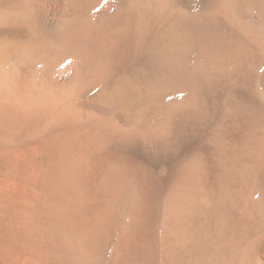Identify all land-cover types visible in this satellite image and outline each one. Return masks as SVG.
<instances>
[{
    "label": "bare ground",
    "instance_id": "bare-ground-1",
    "mask_svg": "<svg viewBox=\"0 0 264 264\" xmlns=\"http://www.w3.org/2000/svg\"><path fill=\"white\" fill-rule=\"evenodd\" d=\"M106 1L30 0L34 5L32 8L35 7L38 11V14L32 15V17L28 16L29 12L23 8L22 2L19 0H13L12 4L14 5L11 7L0 8V23L3 21V15L9 11L14 15L10 14L11 16L20 21V24L25 22L28 25V27L25 26L27 30L28 28L30 29L29 37L25 38L27 42L24 44H21L24 41H19V43L4 39L6 42L0 43V264H32L31 262L38 260L44 264H59L58 238L62 235H59L61 233L59 232V220L62 213L66 214L69 211L70 222L76 232L80 234L79 236L96 238L101 233L100 230L114 200L120 194L119 180L122 179L120 177H122V170L125 165L126 167L129 166V172L126 175L128 179L130 180L134 177L136 188L140 186L141 190L143 188L144 191H148L147 198L150 200L151 197H156L154 201L156 202L158 195L161 196L158 192L153 191L159 186L157 178L164 180L169 175L173 165H175L173 161L178 157L186 158L187 154L192 153L190 152L192 148L194 150L197 149L198 154L197 205L200 218L198 244L200 245L201 258L200 256L199 258L201 259V264H221L215 259L216 254L228 249H232L234 252L235 245L238 239L241 238L246 239L241 249L242 254H239L241 257L231 259L228 264H264V121L249 118H244L241 121L235 119L219 121L220 98L228 91L222 81L208 76L209 71L205 73L207 75L201 76L203 79L200 83V88H198L200 89V118L199 123H197L199 124L198 128L194 129L195 131L190 128V126L194 127L191 122L189 126L186 122H179L183 120L175 121L174 124L169 123L170 125H167L168 127L166 128V133L170 132V136H168L170 137V142H167L169 145L166 143L162 146L163 144H161L162 141L160 140H146L147 138L143 140L140 136H137L135 138L136 142L133 141L130 144L134 146H127L128 148L125 151H120L122 148L120 147L116 156H106L102 159L105 165L103 163L99 165L101 168L98 175L100 176L99 181L103 179L102 189L106 200L100 205L93 206L90 199L92 197L89 195L80 194L77 197L75 193L72 195V188L70 192L67 191L69 188L68 182L71 174L78 173L86 165L92 168L98 164V160L93 158L95 156L90 155L89 150L93 148L96 142H99L97 145L100 144V140L103 139V135H106L107 132L102 134L96 128L90 127L89 124L88 126H82V122L74 123V121L73 125L70 124L72 123L71 121L69 123L72 127L68 124L67 128L59 129L57 124L60 121L58 111L60 109L57 108V104L56 106L52 104L54 103L52 100L59 99V95H55V98L54 95H51L56 94L54 91H56L57 86H55L56 89L53 86H49L52 79L50 78L51 80L47 81L48 77L43 78L45 75L42 74V71L46 72L45 69L49 71L54 66L62 67L70 58H81L89 70H87L88 81L86 79H84V81L86 80L85 82L83 81L86 84L85 86L82 82L85 76H82L81 80V86L85 88L87 82H90L91 79L94 85V81L98 78V82L101 81L103 77L101 75H106L108 79L109 75H112L113 78L116 72H120V74L125 72L131 78L136 76L139 78L141 75H138V70L145 72L150 78L157 77L163 69L161 67L163 62L161 50L164 44L168 43L162 36L165 33V26L173 24L175 27H184L181 22H175L174 18L168 14L172 8L177 7L186 9L188 12L200 14L199 16L203 17L201 26L207 27L211 35L217 40L230 35L232 31L230 25L243 29L247 42L246 45H244L245 42L242 43L245 48H239L240 42L238 43L235 55L239 52L241 53V50L247 52L250 50L252 54L253 51H257V53L259 52L258 55L253 54L255 59L251 58V61L252 63H257L258 61L260 67L264 68V0H117V4L118 1H123L125 3L122 4L127 5L126 7L122 5L123 8L121 9L123 10L125 7L126 13L123 12L121 14L120 10L118 17L113 14L117 17L114 19V26L116 28L119 27L115 33L113 29H111L112 31H104L103 28H108L103 27L105 23L101 24L103 27L102 31H89L90 22L92 24V19L100 16L104 10L103 8H105L103 5L106 4ZM154 1L163 4L161 12H155L154 9L156 8H152L151 3H154ZM113 2L112 4H114ZM3 3L5 5L7 2L4 1ZM112 4L110 3V5ZM117 7L120 8L121 6L117 5ZM107 12L105 11V13ZM105 13H103L104 17L106 16ZM108 14L111 15L112 13L108 12ZM108 14L105 17L107 20ZM111 18L109 17V19ZM98 19L95 20L97 21ZM104 20L101 22H106ZM114 22H112V26ZM96 23L95 25L99 26L98 22ZM0 27H3V24ZM4 27L7 26L5 25ZM91 33L95 34L94 37L92 36L93 38H90ZM205 49L207 50L206 47ZM196 54L199 55L195 53L194 56ZM195 57L199 58V56ZM205 60H207V57L203 63L206 62ZM215 60L219 61V59ZM202 61L199 62L202 63ZM211 61H208V63ZM212 64L214 65V63ZM210 67L212 69V66L208 64V68ZM205 71H207L206 68ZM47 72L45 73L46 75L50 73ZM120 74L118 75L120 76ZM79 78L81 79V75ZM79 78L77 79L80 82ZM94 78L95 80L93 81ZM98 82L96 84H99ZM104 82L103 84H106ZM113 83L109 84L110 91L113 88ZM88 84L92 85L91 83ZM59 90L60 88L56 92L59 93ZM254 92L256 93V90ZM45 98L49 101L51 100V102L45 103ZM255 115H264V109L257 108ZM141 134L143 135V133ZM149 138H151L150 135ZM195 143L197 148L194 145ZM153 174H157V176H153ZM80 175L82 176V174ZM79 178L78 176L77 180H80V184H85L86 182L89 186L94 183V179L90 183V179L83 180ZM166 180L170 181V178ZM105 184L106 186L104 187ZM163 187L158 189L163 192ZM152 193H154L153 196H151ZM59 194L63 196L62 200H59ZM154 198H151V201ZM151 201L149 202L152 203ZM77 204H84V208L78 211ZM173 213H181L183 215L179 206L174 208ZM173 213L172 219L174 218ZM195 226L194 228H196ZM143 234L145 233L143 232ZM148 236H146L147 239ZM142 250H140L142 255L140 253L137 257L135 256L136 252H134L135 254L133 253L134 255L131 253L133 255L132 259L136 257V260H132L131 257L129 258L131 255H128L129 261L132 260V262H137V264L144 262L147 264L149 260L153 262L151 251L149 254L147 250L146 252ZM143 253H147V255ZM162 255L160 254L159 256L162 257ZM227 256L230 257V255ZM74 258H77V256ZM125 261H123V264H126ZM129 261L128 264L131 263ZM66 263L63 261L62 264ZM157 263L159 264V261Z\"/></svg>",
    "mask_w": 264,
    "mask_h": 264
},
{
    "label": "rangeland",
    "instance_id": "rangeland-1",
    "mask_svg": "<svg viewBox=\"0 0 264 264\" xmlns=\"http://www.w3.org/2000/svg\"><path fill=\"white\" fill-rule=\"evenodd\" d=\"M4 1L7 2L5 5L3 3ZM19 1L22 2L23 8H25L29 12L28 16L32 17V15L35 16L36 14H38V11L36 10V8L35 7L32 8L34 5L30 2V0H19ZM113 1L116 2L117 0H113ZM113 1L112 0H111V2H110V0L106 1V4L103 5L105 7V8H103L104 12L102 11V13L100 14L101 17L99 16L100 18L97 16L99 19L94 17L95 19H98L97 21L94 18L92 19L93 21L91 20L93 22L92 23L93 25L90 22V25L88 26V28H90V30L87 28L89 31L94 30L96 32H100L103 29H104V31H109V30L112 31L111 29H113V31L115 33V31L119 27L116 28L114 26L115 25L114 19H116L119 16L118 14H120V10L123 8L122 5H124L126 7L127 4H122V3H125L123 1L122 2L118 1V4H117V2L115 4V2H113ZM112 2L114 4H112ZM12 3H13V0H0V8L5 7V6L11 7L12 5H14ZM110 3L113 6L110 5ZM119 3H121V4H119ZM158 4H160V5H158ZM117 5L121 6V7L119 8V7H117ZM151 6H152V8H156V9H154L155 12H158V11L161 12V10H163V4H161L160 2L157 3L154 1V3L153 2L151 3ZM125 7L123 9L124 11L121 10V14H123V12L126 13ZM30 10H31V12H30ZM105 11H108L110 14L111 13L112 14L109 15L108 12L105 13ZM103 13H105L106 16H107V14L109 15L108 20H107V18H105L106 16L105 17L103 16L104 15ZM10 14L13 15L9 11H8V13L6 12V14H4L3 18H2L3 21L1 20L2 22L0 23V26H2V24H3V27H0V43L6 42L7 40H9V41L12 40V42L13 41H16V42L24 41V42H21V44L26 43L27 42L26 39H27V37H29V32H30L29 28L27 30L28 25L25 22H24L25 24L22 23L23 22L22 21L21 22L23 24V26H22V24H20V21L16 20L13 17L14 15L11 16ZM113 14L117 17H115ZM168 14L172 18H174L175 22L176 21L181 22L184 25V27H180V26L175 27L173 24H171L172 26L171 25L165 26V28H164L165 33L162 36L164 39H166V42H168V43L167 44L165 43L162 50H161V54H162L161 56H162L163 62L164 61L165 62L161 63V67H163V69H162V72L157 77H151L150 78L145 72L138 71V70H137V73H139L138 75H141L139 78H138V76H136L135 78H131L128 74L126 75L125 72H122L121 74H120V72H116V74L114 75L115 77L113 76V78H112V75H109L108 79H107L106 75H101L105 78L103 79V77H102L100 82H98L99 78L97 80H95V78H94L93 81L95 80L94 81L95 86L92 84L93 82H91L92 81V79H91L92 77H91L90 78L91 80L89 79L90 82H87V86L85 88L84 86L86 84H84V82L87 80V77H88V74H87L88 69L85 66V63L83 62V60L81 58H80L81 60L70 58L71 61H70V59H68L67 61H69V62L66 61L62 67H57V66L55 67L54 66V67H51V69L49 68L52 72L50 70L48 71V69H45L46 72L47 71L50 72V73L47 72L48 73L47 75H49V76H47L45 74L46 72L42 71V74L45 75V76H43V78L48 77L47 81H50L51 79L53 80V83H52V80L50 81L51 82L50 85L48 83L49 86H53L54 88H55V86H57L56 87L57 89L55 88L56 91L60 88L59 93L54 91L56 94H51L52 96L54 95V98H55V95L58 94L59 99H60V100L59 99L52 100V102L54 101V103H55V104L54 103H52V104L54 106H56V104H57V108L60 109V110H58L59 114H60V116H59L60 121H58V124H57L59 129H62L63 127L67 128L66 126H68V124L71 121L72 123H70V124H72V125L74 123H77V122L78 123L82 122V126H88V124H89L90 127L96 128V130L97 131L99 130L102 134L103 133L105 134L107 132L106 135H103L105 138L103 137V139L100 140L101 141L100 144L97 145V143H99V142H96L95 145L93 146V148H91V150H89V152L91 153L90 155L95 156L93 158H96V160H98V164L92 168L89 166L87 167V165H86L85 168L84 167L82 168L84 170L80 169V171L78 170L79 171L78 173L71 174L69 177V182H68L69 188L67 189V191L70 192V189L72 188V190H71V192H73L72 195H74V193H75V196H77V197H79L80 194L89 195L90 197H92L90 199H91V203L93 206L98 205V204L100 205V203L102 204L106 200V197H104L105 194L103 193V189H102L103 179H100V181H99L100 176L98 175L99 169L101 168L99 165L102 163L105 165V163L102 162L103 161L102 159H104L106 156L107 157L116 156L117 151L119 150L120 147H122L120 151H123V150L125 151L128 148L127 146H129L131 144V142H133V141L136 142L135 138L131 139L129 136H127L126 133H127L128 129L133 128V127L138 129L139 132L143 133V135L141 133L138 135L143 140H145L146 138H147L146 140H148V139H150L152 141L160 140L162 142L168 140V141L163 142V143L161 142V144H163L162 146H164L167 142H170L169 141L170 137H168V136H170L169 135L170 132L166 133V128L168 127L167 125L174 124L175 121L177 122L179 120H183V121H179V122H186V124H188L189 126H190V122H191L192 123L191 125H194V127H196V128H194L193 126H190V128H193V129H191L192 131H195L194 129L198 128L199 124H197V123H199V118H200V97H199L200 89H198V88H200V83L203 79V77H201V76L207 75L205 73L208 71H209L208 76L217 78L219 81H222L223 84L225 85L224 86L225 89L228 90L227 93L225 92L223 94V96L221 97L222 99L220 98L221 104H219L220 105L219 106L220 113H219V119H218L219 121H226L227 119H235V120L241 121L244 118L245 119H248V118L249 119H258V120L260 119V121H264V115H261V116L255 115L257 108H263L264 109V68L260 67V63L258 61H257V63H252V61H251V58L255 59L253 54L258 55L259 52L257 53V51H253V54H252V53H250V50H248V52L241 50V53L239 52L237 55H235V50H236L239 42H240L239 48H245L244 45H246L247 41H246V36H245L244 30L241 28H238L237 26L235 27V25H230L232 27L231 30L233 32L231 31L230 35H227L226 37L221 39V40H223L222 41L223 43H222L221 40H217L213 35H211V32L208 30L207 27H205L204 25L201 26L203 17L199 16L200 14L195 13V12H190V11L188 12V10L183 9V8H179V7L172 8ZM102 17H104V18H102ZM109 17L110 18L112 17L111 18L112 21H110L111 19H109ZM4 18H5V20H4ZM103 20L106 22H101ZM94 21H95V23H94ZM107 21H108V24H107ZM9 22H11V23H9ZM96 22H98L99 26L95 25V24H97ZM112 22H114V24H113L114 27L111 25ZM17 23L20 24V27H19V24H17ZM103 23H105V25ZM117 23H116V25H117ZM101 24H103V27L105 26L106 28L107 27L108 28L107 29L103 28ZM106 24L110 25V26H107ZM5 25L7 27H4ZM8 25H11V26H8ZM25 26H27V27H25ZM111 26H112V28H111ZM23 27H24V29H22ZM234 28H237V29H234ZM241 30L243 33L241 32ZM93 34L94 33H91L90 38H93L95 36V34L94 35ZM236 36L238 37V40H237ZM3 39L6 41H4ZM90 40H92V39H90ZM242 43H244V45H242ZM174 44L176 45V47ZM224 45H225V47H224ZM204 46L207 48V50L205 49ZM216 48H218V49H216ZM197 49L198 50L200 49V50L198 51ZM195 53L199 54V55H197V54L195 55V56H199V58L194 56ZM203 53H205V55H203ZM201 54H202V56H200ZM206 57H207V60H205L206 62L203 63L204 59H206ZM190 58H192V59H190ZM194 58H195V60H194ZM213 58L219 59V61L215 60ZM197 59H198V61H197ZM202 59H203V61H202ZM189 60H191V61H189ZM211 60H213L214 62ZM199 61L200 62L202 61L203 64L200 63ZM208 61H211V62L208 63ZM191 63H193V64L195 63V64L193 65ZM207 63L210 64V66H212V69H211V67L208 68ZM212 63H214V65ZM215 63L217 66L215 65ZM199 64H201V65H199ZM82 65H84L85 67ZM186 67H188V68H186ZM54 68H55V70H54ZM205 68L207 71H205ZM51 73H52V76H51ZM79 73H81V74H79ZM118 74H120V76ZM80 75H81V79L79 78ZM82 76L83 77L85 76L83 78V80H82ZM244 76L246 77L245 79H244ZM77 78L80 79V82H81V80L83 82L84 79H86L83 82L84 88L81 86L82 82L80 83ZM111 79H114V80H111ZM109 81L114 82L113 86H112L113 88L111 87L112 88L111 91L109 90L110 89L109 84H111L112 82L110 83ZM97 82L99 84H96ZM103 82L106 84H103ZM188 82H189V84H188ZM88 83H91L92 85L90 86V84H88ZM240 84H242V85H240ZM188 86H190V87H188ZM53 87H51V88H53ZM228 87H230V88L228 89ZM74 89H76V90L74 91ZM64 90H65V92H64ZM251 90H252V92H251ZM255 90H256V93L254 92ZM52 91H51V93H52ZM175 92H176V94H175ZM244 93H246V94H244ZM248 93H249V95H248ZM251 93H253V94H251ZM250 95H252L251 98H249ZM48 96H46V98H48ZM51 98H53V97H51ZM47 100L48 99H46L45 103L51 102V100L50 101L49 100L47 101ZM55 101H57V102H55ZM68 102H70V103H68ZM188 103H189V105H188ZM78 104H79V106H78ZM51 107H53V106H51ZM137 107H140V108H137ZM61 109H62V111H61ZM71 111H74V112L71 113ZM64 112H66V113H64ZM104 112H105V114H104ZM161 112L166 117L164 115H162ZM168 115H169V117H168ZM247 116H249V117H247ZM196 118H198V119H196ZM66 119L69 120L68 123H67ZM78 119H79V121H78ZM73 121H74V123H73ZM104 122H106V123H104ZM90 123H92V124H90ZM165 123H166V125H165ZM70 124H69V126L72 127V125H70ZM120 124H122V125H120ZM160 126H161V128H160ZM154 127H157V128H154ZM147 128L149 131L147 130ZM160 129H161V131H160ZM154 133L155 134L157 133V134L155 135ZM149 135L151 138H149ZM159 136H161V137L159 138ZM124 143H126V144H124ZM194 145L197 148V144L195 143ZM194 145H193V147H195ZM131 146H134V145H130V147ZM190 152H192V153L187 154V156L185 155L186 158L178 157V158H176V160L178 162L176 160L173 161L174 162L173 164H175V165H173V167L171 168L172 169V170H170L171 172L169 171V175H168L169 177L168 176L165 177L164 180L157 178L159 186L157 188H155V190H153V191L158 192V194H161V196L157 194L158 199L156 202H154L156 200V197L155 198L151 197V198H154V200L152 199V201H151V198H150V200H149V198H147L148 197V194H147L148 191H144L143 188H142V190H143L142 191L140 189V186H138V188H136L137 185H135V182H134L135 178L134 177H132V178H134L133 180H131L132 179L131 177H129V178H131L130 180L128 179V176H126V175L129 172V170H128L129 166L126 167V165H125V167L123 168L124 171L122 170V173H123L122 177H120L122 179L119 180L120 181L119 182L120 183V194L117 197V199L114 200L112 207L110 209V212L108 213V215L105 218V222H104V224L100 230V232H101L99 234L100 236L98 235V237H96V238H86V236H84V237L79 236L80 234H78L76 232L73 224L70 222V217H69L70 214L68 213L69 211H67L66 214L62 213L61 219L59 220V228H60L59 232H61V233H59V235L62 234L59 236L60 238H58L59 264H62L63 261L67 262L66 264H73V263L74 264H81V263L82 264H123V261H125V260L129 261L130 257L132 259V256L135 254L134 252H136V255H135L136 257L139 256L141 253L140 250H142V249H143L142 251L145 250V252L147 250L149 254L151 251V254L153 255L151 258L153 260V262L151 260H149L152 262L151 263L148 261L149 264H154V262H156V261L157 262L159 261V264H176V262H177V264H195V263L201 264V259H200L201 258V256H200L201 252L199 250L200 245L198 244L199 243V236H200V229H199L200 218H199L198 205H197L198 204L197 203L198 202V175H197V173H198V170H197L198 169V159H197L198 156L197 155L198 154H197V149L194 150V148H192V150ZM185 156H183V157H185ZM80 174H82V176ZM155 175L157 176V174H153V176H155ZM78 176L80 177L79 179H83V180H89L90 179L89 180L90 183L94 179V183L90 184L89 186L86 182H85V184H80V180H77ZM183 177H185V178H183ZM169 178H170V181L166 180ZM174 178H175V180H174ZM165 180H166V182H165ZM167 181H168V183H167ZM161 184H162V186H164L163 190H162L163 192H161L158 189V188L162 187ZM165 184H166V186H165ZM172 184H173V186H172ZM86 185H87V187L85 188ZM90 186L92 187V189ZM105 186H106V184L104 185V187ZM88 189H89V191H88ZM156 190H158V191H156ZM78 191H79V193H78ZM145 194H147V195H145ZM59 195H60L59 200H62L63 196L61 194H59ZM153 195H154V193H152L151 196H153ZM138 196H139L140 200H139ZM146 199H147V201H146ZM136 201H138V202H136ZM139 201H140V203H139ZM149 201H151L152 203H150ZM153 203H155V204H153ZM154 205H155V208H154ZM77 206H78L77 207L78 211H81L84 208L83 207L84 204L83 205L77 204ZM177 206L180 207V212H182L183 215L181 213L180 214L173 213L174 208ZM172 213L174 214L173 219H172ZM68 214H69V216H68ZM130 220H131V222H130ZM171 222H173L174 224ZM147 225H148V227H147ZM194 226L196 228H194ZM67 227H68V229H67ZM138 228H139V230H137ZM172 228H173V230H172ZM135 229H136V231H135ZM65 232H67V233H65ZM143 232L145 234H143ZM157 233H158V235H157ZM102 234H103V236H102ZM147 235H149L148 239L151 238L150 240H148L146 238ZM155 235H156V237H155ZM196 235H197V237H196ZM171 236H173V237H171ZM176 238H177V240H176ZM152 239H153V241H152ZM76 240H77V242H76ZM168 240H170L171 242ZM149 241H150V243H149ZM245 241H246V239H244V238L238 239V241L235 245L236 247L234 248L235 249L234 252L232 249L220 251L219 253L216 254L215 259L218 260V262L221 264H228L231 259L240 258L241 257L240 255L242 254L241 249H242V246L244 245ZM133 242L136 243L135 246H133L134 245ZM169 247H171V248H169ZM180 247H181V249H180ZM238 248H239V250H238ZM230 250H231V252H230ZM237 251H238V254H237ZM137 252H139L138 255H137ZM199 252H200V254H199ZM239 252H241V253H239ZM131 253L132 254L134 253V254L132 255ZM143 254L147 255V253H143ZM160 254L161 255L163 254L162 257L159 256ZM128 255H131V256H129V258H128ZM141 255H142V253H141ZM227 255H230V257ZM75 256H77V258H74ZM199 256H200V258H199ZM79 257H81V258H79ZM134 259H132V260H134ZM146 259L148 260L147 256H146ZM146 259H145V261H146ZM198 259H199V261H198ZM84 260H85V262H84ZM132 260H130L131 263L129 261L130 264H133V263L137 264V262H134V261L132 262ZM38 261H34L31 263L32 264L41 263L40 260H38ZM128 261H125L126 264H128ZM143 262H144V260H143ZM157 262L155 264H158ZM139 263H140V261H139ZM145 263L146 262H144L142 264H145ZM41 264H44V263H41Z\"/></svg>",
    "mask_w": 264,
    "mask_h": 264
},
{
    "label": "snow or ice",
    "instance_id": "snow-or-ice-1",
    "mask_svg": "<svg viewBox=\"0 0 264 264\" xmlns=\"http://www.w3.org/2000/svg\"><path fill=\"white\" fill-rule=\"evenodd\" d=\"M126 134L130 138H136L140 134V132H139L138 129H136L135 127H133V128L128 129Z\"/></svg>",
    "mask_w": 264,
    "mask_h": 264
}]
</instances>
